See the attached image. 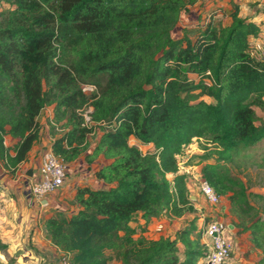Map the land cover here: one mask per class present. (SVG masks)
I'll return each instance as SVG.
<instances>
[{
    "label": "trees",
    "instance_id": "16d2710c",
    "mask_svg": "<svg viewBox=\"0 0 264 264\" xmlns=\"http://www.w3.org/2000/svg\"><path fill=\"white\" fill-rule=\"evenodd\" d=\"M2 1L15 8L10 16L0 13V158L13 168L28 158L41 139L39 115L51 106L55 154L68 162L82 155L88 163L109 161L95 174L111 186L79 187L81 209L44 222L71 264H110L114 254L121 264H199L208 249L197 216L174 237L149 239L145 227L131 225L139 212L145 225L196 212L190 174L180 170L195 140L220 149L201 174L231 210L242 217L254 209L251 196L264 200L230 174L240 149L264 140V124L256 122V107L264 108V60L249 43L261 27L242 18L238 4L229 24L210 20L191 36L185 29L177 34L178 24L198 0ZM84 83L97 91L86 94ZM195 92L213 102L194 99ZM89 104L92 119L112 127L101 128L88 151L90 130L80 110ZM8 135L18 139L12 148ZM132 137L154 151L132 145ZM242 230L264 264V218Z\"/></svg>",
    "mask_w": 264,
    "mask_h": 264
},
{
    "label": "crops",
    "instance_id": "0c3cea01",
    "mask_svg": "<svg viewBox=\"0 0 264 264\" xmlns=\"http://www.w3.org/2000/svg\"><path fill=\"white\" fill-rule=\"evenodd\" d=\"M201 1L202 0H198L194 5H190L188 7V10L183 11L180 20L183 19L185 22L190 23L194 19H200L202 14H206L207 11L210 10L206 9V7H211L212 9L213 6H217L222 8V11L214 10V12H211L208 15L209 17L204 21V24L210 20H213L215 23H219L222 18L220 17L219 20H216L218 16L225 17V22L222 24H229L231 22V11H226V9H228L229 11L228 2H230L231 0H223L221 4L219 3L220 0H209L205 5V10L199 7V3ZM234 1H238L237 3H235V5L238 4L239 15L242 18L255 21L261 27V31L258 36H250L249 38L251 49L254 52H258V50L264 48V0H259L260 2L254 5L253 10H251L249 7V3L252 0ZM253 1L256 2V0ZM249 15H251V17ZM204 24H198L194 27L202 28ZM183 27L186 29V31H188L186 26ZM182 33L183 31L180 32V35ZM47 111H52L51 117L53 119V108L49 106L43 109L41 114L39 115L38 119L40 123L41 116L47 113ZM46 131L47 130L44 131V125L41 123L40 141L33 146L31 151L29 152L28 158L25 161L19 163L16 168L11 167L6 160L0 158V234H3V239H5L4 241L8 243V245H10L12 249L25 248V245H28L30 241V237H33V245H35L36 248H26L23 250L22 255H31L32 251H36L40 253L41 256H43L42 259L47 261V263L58 264V262L62 258L63 252L52 243L51 238L45 232L44 222L52 215H63L69 217L72 213L78 212L81 209V206L76 202L75 195L79 187L89 186L91 188H96L111 186L106 185L103 181L98 179L95 174V172L101 165L107 164L109 161L101 156L98 159L94 160L92 163H88L84 155H82L78 160L69 162L70 171L66 183L57 192L51 193L46 196L45 200L47 201L48 205L46 207H43L38 203L32 204L29 201L27 193L32 184L38 180V169L42 157L41 149H45L46 146H50L51 142L54 139L53 135L45 134ZM17 141L18 139H15L8 135L6 136L5 144L9 148H12L17 143ZM88 142L89 151L93 147L92 143L89 141V138ZM9 153L12 156L16 154L13 150H10ZM190 180L191 179H189L188 181V186L192 194L191 198L194 200V205L196 208V212L193 213V215L200 216L201 208L198 207L197 204H199L200 201H204V198L202 197V195H200L199 192L196 193V190L194 188V190L191 189ZM201 215H203V217L211 216L215 218L218 216V213L215 212V214L213 215L202 213ZM191 216H187L186 214L185 216L180 218L174 217V223L171 224L170 220L172 219L168 221L166 219V215H164L161 217L152 218L148 225H145L144 220L141 218V212H139L135 214L137 220L133 221L131 225H142L143 227H145V231L143 234L149 239H158L161 235L174 237L176 231L179 228L187 225V223L194 217L193 216L192 218H190ZM186 218L189 220L187 223H180L182 219ZM220 218L221 217L218 216V220H223ZM197 224L202 231L203 227L201 226V224H199L198 221ZM227 224L229 225V230L234 233L237 241H239L240 238L238 232L239 230H241L239 225L236 224L235 226V224L230 222ZM159 226H162L163 228L159 229ZM140 234L141 232L138 229L136 237H138ZM202 242L205 243V240L202 239ZM109 254L113 253L109 252ZM114 256L117 258L115 264H121L118 256L115 254ZM234 258L236 259L238 258V256H235ZM234 258L230 261L229 264H236ZM202 261L203 258H201L199 264H202Z\"/></svg>",
    "mask_w": 264,
    "mask_h": 264
},
{
    "label": "rangeland",
    "instance_id": "374dc122",
    "mask_svg": "<svg viewBox=\"0 0 264 264\" xmlns=\"http://www.w3.org/2000/svg\"><path fill=\"white\" fill-rule=\"evenodd\" d=\"M207 1L209 0H202L199 3V7L205 10V5L207 4ZM222 1L223 0H220L219 3L221 4ZM237 2L238 1L234 0L228 2L229 11L228 9H226V11H232L235 6V3ZM259 2V0H256V2L252 0L249 3L250 9L253 10L254 5L258 4ZM14 8L15 7L8 2L2 1L0 3V13L3 16H10L11 11H13ZM206 9L210 10H206L207 13L202 14L200 19H194L190 23L185 22L183 19L180 20V23L178 24L179 32L177 34H180V32L185 29L183 26H186L189 35L194 36L198 32V30H200L199 28L194 26H197L198 24H204V21L209 17L208 15L211 12H214V10L222 11V8L217 6H213L212 9L211 7H206ZM249 16L251 17V15ZM220 17L222 19L219 23H224V16H218L216 20H219ZM194 95V99L198 98L204 99L208 102H213V99L210 96L199 94V92H195ZM256 111L257 124H264V108L256 107ZM51 116L52 111H47V113L41 116V123L44 125V131L47 130L45 133L47 135H53L51 131V126L53 124ZM53 131L57 135L64 132L61 125L59 124L53 129ZM100 133H102V130H100ZM97 139V135L89 136V141L92 143V147L97 142ZM143 149L144 151H154L153 145L144 147ZM43 150L44 149H41V154L43 153ZM219 150L220 149L216 148V146L212 145L206 139L193 141V143H191L185 148L184 154L180 158V170L190 174L191 189L194 188L196 190V193L199 192L200 195H202V197L204 198V201H200V203L197 204L198 207L201 208V214L208 213L213 215L216 212L218 213V216L221 217L220 219L225 220L226 223H235L241 228V230H239L238 232L240 238L239 241H237V238L234 233H232L230 230H227V234L233 243V252L231 254V258L228 264L235 256H238V258H234L236 264H256L257 260L262 256V253L260 250L254 248L250 241L249 232L243 231L242 227L245 224H249L252 220L257 217L264 218V200H259L258 198L251 196L250 204L254 206V209L252 211H248L249 213L247 215L240 217L233 210H231V205L227 197L220 196V201L217 204H211L199 189V178L201 174L200 170L202 166L207 162H214L217 158ZM230 174L232 177L242 180L244 182L249 194L257 193L264 195V140H262L255 146L249 148H241L239 153L235 156L234 162L230 163ZM201 214L197 217L198 222L199 224H201L202 227H204L209 222L218 219V216L215 218L211 216L203 217V215ZM187 216H191L190 218H192L194 215L187 214ZM166 219L168 221L172 219L170 220L171 224H173V220H175L174 217L170 216H166ZM188 221L189 220L186 218L182 219L180 223L183 224L185 222L187 223ZM3 238V234H0V243L4 245V248L0 252V264H49L47 263V261L42 259L43 256H41V254L36 251H32L31 255H22L24 249H30L31 247L36 248V246L33 245V237H30L28 245H25V248L22 249H12V247H10V245H8V243H6L4 241L5 239ZM116 259L117 258L113 255L110 264H115Z\"/></svg>",
    "mask_w": 264,
    "mask_h": 264
},
{
    "label": "built area",
    "instance_id": "2783aa9c",
    "mask_svg": "<svg viewBox=\"0 0 264 264\" xmlns=\"http://www.w3.org/2000/svg\"><path fill=\"white\" fill-rule=\"evenodd\" d=\"M252 54L264 60V48H261L258 52L252 50ZM82 90L86 94L91 95L97 91V87L94 84L84 83ZM92 111L93 107L90 104L80 110L84 118L83 125L90 130L88 138L89 136L101 134L100 130L103 127L106 129L112 127L105 120L95 122L92 119ZM130 143L143 151L144 147L151 145L145 144L135 137L131 138ZM69 171V162L62 156L55 154L51 145L46 146L38 169V180L32 184L27 193L30 203H38L46 207L48 205L45 200L46 196L57 192L65 185ZM199 189L211 204H217L220 201V196L202 174H200L199 178ZM162 228V226H159V229ZM227 230H229V225L225 221L218 219L209 222L203 227L202 239L205 240L204 244L208 252L203 257L202 264H228L233 252V243L227 234ZM59 264H71L70 255L63 253Z\"/></svg>",
    "mask_w": 264,
    "mask_h": 264
}]
</instances>
